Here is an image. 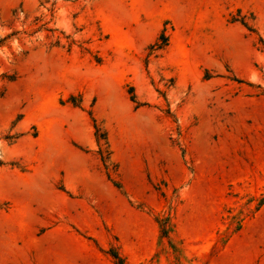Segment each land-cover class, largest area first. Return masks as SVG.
<instances>
[{
	"label": "rangeland",
	"instance_id": "obj_1",
	"mask_svg": "<svg viewBox=\"0 0 264 264\" xmlns=\"http://www.w3.org/2000/svg\"><path fill=\"white\" fill-rule=\"evenodd\" d=\"M112 253L264 264V0H0V264Z\"/></svg>",
	"mask_w": 264,
	"mask_h": 264
},
{
	"label": "trees",
	"instance_id": "obj_2",
	"mask_svg": "<svg viewBox=\"0 0 264 264\" xmlns=\"http://www.w3.org/2000/svg\"><path fill=\"white\" fill-rule=\"evenodd\" d=\"M162 38H163L162 42L157 46V48H161V47H163L166 44V39H165L164 35H162ZM132 100H134V96L132 97ZM93 128H94V135H95L96 141L98 142L100 139H104L105 140V136H103L104 133H101L99 131V127L96 125L95 121H94V124H93ZM101 160H102L103 164H105V160H104L102 155H101ZM161 232H162V234H165V232H166L164 224H161ZM112 257H113V260H114V264H124V261H123L122 257L119 256L118 254H116V253L113 254L112 253Z\"/></svg>",
	"mask_w": 264,
	"mask_h": 264
}]
</instances>
